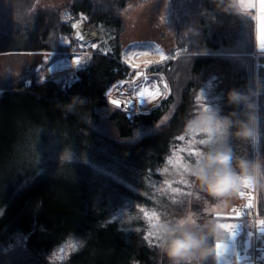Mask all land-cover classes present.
Returning a JSON list of instances; mask_svg holds the SVG:
<instances>
[{
  "label": "trees",
  "instance_id": "16d2710c",
  "mask_svg": "<svg viewBox=\"0 0 264 264\" xmlns=\"http://www.w3.org/2000/svg\"><path fill=\"white\" fill-rule=\"evenodd\" d=\"M131 1L71 0L67 5L74 17L87 15L111 34V50L90 46L93 52L70 86L63 85L65 74H60L17 79L2 90L0 264H172L160 243L131 228L120 205L126 202L140 222L148 204L149 209L172 215L169 207H158L145 192L161 183L169 187L161 168L179 149L196 142L198 155L207 150L194 139L205 135L203 131L185 130L187 121L202 111L201 103L212 100L220 116L244 120L253 109L228 101L227 93L236 90L248 96L250 104L256 97L262 115L264 52L253 54L254 18L229 1L199 0L196 31L183 33L177 45L190 53L148 68L168 84L164 96L147 111L113 104L106 118L118 137L110 134L100 112L112 104L107 91L133 75L122 60V12ZM26 29L13 38L7 35L9 40L0 38V51H48L56 58L58 50H71L75 44L71 40L70 45H58L61 35L71 39L72 27L55 5L38 7ZM235 131L234 123L217 142L226 143L235 157L253 160L252 140L238 138ZM258 132L264 139V119ZM179 154L192 164L197 156ZM260 157L263 164L264 149ZM235 202L241 199L236 196ZM258 209L264 213L259 188ZM214 259L215 251L201 264Z\"/></svg>",
  "mask_w": 264,
  "mask_h": 264
},
{
  "label": "rangeland",
  "instance_id": "374dc122",
  "mask_svg": "<svg viewBox=\"0 0 264 264\" xmlns=\"http://www.w3.org/2000/svg\"><path fill=\"white\" fill-rule=\"evenodd\" d=\"M11 1L0 0V38L6 36L5 40H9L7 35L13 38L20 35L23 29L27 30V26L30 28L32 14L42 5L46 7L57 6L61 13V19L69 23L68 16L71 13L67 5L71 0ZM251 1L254 3L252 16L255 24V44L258 49L253 54L257 56L260 52H264V43L258 40L256 0ZM198 2L199 0H147L144 2L134 0L126 5L122 12L126 26L122 34V60L130 66L133 75L131 78L121 79L112 84L107 91L108 95L120 98L123 101H129L125 103L127 104L126 110L133 112L147 111L164 96L166 90L162 87L161 82L165 81V79L149 73L148 68L169 60V54L173 49H177L179 55L190 53L186 48L177 47V45L182 40L183 33L196 31L195 16L199 7ZM100 27L102 36L97 42L92 43L91 47L100 51H109L111 50L110 31L105 27ZM71 40L75 42L72 33L71 39L61 35L57 43L60 46H67L71 44ZM81 49L75 42L71 50H64V52L58 50L59 56L56 58L48 51H0V96L3 93L4 86L7 83L15 82L17 79L28 78L30 80L38 77L40 79H50L60 74H65V77L69 76V67L71 66L69 62L66 60L58 62L57 60H60L61 56L78 53L80 55L79 65H81L90 58V55L83 53ZM161 53H164L168 59L163 60L164 56ZM56 61L59 67L56 66ZM153 85L157 86L159 94L151 103L143 101L136 96V92L144 88L154 91ZM123 86H125V91L120 93L118 89ZM254 94H256V86L254 87ZM253 105H257L256 97ZM201 108L202 110L206 108L218 110V105L216 106L214 102L212 103V100H209L203 104L201 103ZM112 110H114L113 104L101 109L100 112L103 116L101 124L110 134L118 137L117 129L106 118ZM252 112L258 117V129L259 121L264 119V109L261 112L262 115L259 114L256 107ZM203 132L205 135L194 138L200 144H205L204 141L209 138H214L216 141L221 139V137H218L220 132L215 125L206 128ZM198 145L199 143L197 142ZM251 146L253 160H258L257 154H260L261 149H264V139H260L259 132L255 140H252ZM177 157L178 154H172L161 168L162 176L165 179L164 182H170L169 187H164V183H161L156 189L150 188L145 192L148 199L155 202L158 207L161 204L169 207L173 212L172 215H165L164 212L155 207L149 209L151 206L148 204L149 207L144 212V221L140 222L137 221V217L135 218L132 208L128 209L126 202L120 205V211L122 214H126L125 218L130 221L131 228L141 230L142 233L140 234L158 243H161L164 234L155 230L154 225L157 223L167 222L171 225L189 214H192L199 224H203L208 219H215L220 226L221 236L214 243L215 259L212 264H242L241 260L236 256V252L237 247L242 245L240 242L248 228V223L234 213L237 195L232 198L221 199L209 196L201 190L198 182L189 171L190 167L200 158V154L196 156L193 164L184 161V165L181 166L182 170L173 164L174 159ZM259 161L261 162V157ZM258 188L264 198V188ZM186 189L189 193H184ZM182 195L183 197H181ZM225 225H230L231 227H225Z\"/></svg>",
  "mask_w": 264,
  "mask_h": 264
},
{
  "label": "clouds",
  "instance_id": "9594fccd",
  "mask_svg": "<svg viewBox=\"0 0 264 264\" xmlns=\"http://www.w3.org/2000/svg\"><path fill=\"white\" fill-rule=\"evenodd\" d=\"M227 99L234 105L244 102L245 109L256 107L248 103V96L236 90L229 91ZM257 121L258 117L252 111L247 113L246 119L234 122L228 117H221L218 110L206 108L187 121L185 130L192 134L215 125L222 135L227 136L235 123L238 138L255 140ZM204 143L207 150L189 169L202 191L221 199L235 197L243 187L264 188V165L259 160L235 157L226 143L217 142L214 138ZM154 228L164 234L160 248L172 264H201L214 254L213 241L221 236L220 226L215 219L199 224L192 214L171 225L167 222L157 223Z\"/></svg>",
  "mask_w": 264,
  "mask_h": 264
},
{
  "label": "built area",
  "instance_id": "2783aa9c",
  "mask_svg": "<svg viewBox=\"0 0 264 264\" xmlns=\"http://www.w3.org/2000/svg\"><path fill=\"white\" fill-rule=\"evenodd\" d=\"M68 21L72 27V37L76 44L80 46L83 53L91 56L92 50L90 46L97 42L101 36V27L89 21L87 15H81L76 18L73 15L68 16ZM179 55L178 50H172L169 57ZM68 61L71 65L69 68L70 75L64 77L63 85L68 87L72 80L77 79L76 71L79 65L80 55L78 53L61 56L58 62ZM56 61V66L58 62ZM72 68V69H71ZM165 82V81H163ZM120 93H124L125 86L118 89ZM241 202L234 207L235 214L248 223V228L244 234L242 245L238 249V255L242 264H264V213L258 209V187L257 188H241L237 195Z\"/></svg>",
  "mask_w": 264,
  "mask_h": 264
},
{
  "label": "snow or ice",
  "instance_id": "6c2138e0",
  "mask_svg": "<svg viewBox=\"0 0 264 264\" xmlns=\"http://www.w3.org/2000/svg\"><path fill=\"white\" fill-rule=\"evenodd\" d=\"M256 8L258 9V13H257L258 40L264 43V0H256ZM161 54L164 56L163 60L168 59V57L164 53H161ZM161 83H162V87L165 90H167L168 84L166 82H161ZM152 87L153 89H155L154 91H149V89L144 88L140 91H137L136 96L143 101L151 103V101L159 94V89L157 88V86L153 85ZM127 102L129 101H120V105L127 103ZM180 141H184V140H180ZM184 152H186L188 156L198 155V149L196 145L192 143V144H187L186 148H181L178 150V157L174 159L173 164L175 165V167L180 168L181 170H182L181 166L184 165V159H183L184 157L180 155L179 153H184ZM225 227H231V226L225 225Z\"/></svg>",
  "mask_w": 264,
  "mask_h": 264
},
{
  "label": "crops",
  "instance_id": "0c3cea01",
  "mask_svg": "<svg viewBox=\"0 0 264 264\" xmlns=\"http://www.w3.org/2000/svg\"><path fill=\"white\" fill-rule=\"evenodd\" d=\"M223 1H226L228 3V1L235 6L236 9H238L239 11L241 12H245V13H248L252 16L253 12H252V8L254 7V3L253 1L251 0H223ZM225 2V3H226ZM226 3V4H227ZM257 13H258V9H257ZM253 17V16H252ZM256 45V44H255ZM257 49V47H256ZM258 50V49H257ZM243 237H244V234H243ZM243 237L241 239V242L240 244L242 243V240H243ZM239 244V245H240ZM241 246L237 247V252H236V256H238V258L240 259V256L238 255V249L240 248Z\"/></svg>",
  "mask_w": 264,
  "mask_h": 264
},
{
  "label": "water",
  "instance_id": "95a60500",
  "mask_svg": "<svg viewBox=\"0 0 264 264\" xmlns=\"http://www.w3.org/2000/svg\"><path fill=\"white\" fill-rule=\"evenodd\" d=\"M108 101H109L110 103H112V104L118 106V107H121V108H123V107L126 106L125 103L120 105V101H123L122 99L117 98V97H114V96H111V95H108Z\"/></svg>",
  "mask_w": 264,
  "mask_h": 264
}]
</instances>
